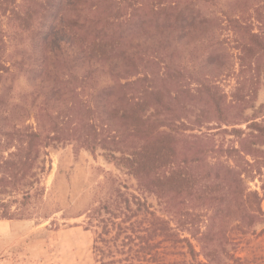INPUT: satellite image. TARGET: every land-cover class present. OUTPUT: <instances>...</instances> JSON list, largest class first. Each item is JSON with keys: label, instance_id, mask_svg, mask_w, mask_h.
I'll use <instances>...</instances> for the list:
<instances>
[{"label": "trees", "instance_id": "obj_1", "mask_svg": "<svg viewBox=\"0 0 264 264\" xmlns=\"http://www.w3.org/2000/svg\"><path fill=\"white\" fill-rule=\"evenodd\" d=\"M218 6V0H0V148L8 150L0 157V182L18 189L39 159L42 133L46 146L80 137L93 150L116 148L120 156H109L161 206L162 215L114 185L110 200L93 211L99 264L152 262L164 245H185L194 261L201 255L209 264L238 263L223 248L229 226L246 236L264 220V153L255 148L264 144V119L243 115L264 72V0ZM21 75L32 91L11 105ZM28 99L38 108L36 128L26 125ZM241 122L249 133L235 128ZM205 124L240 134L238 147L210 151L225 158L214 174L193 155L198 137L181 132ZM257 179L262 196L246 184ZM17 214L0 211V218Z\"/></svg>", "mask_w": 264, "mask_h": 264}, {"label": "rangeland", "instance_id": "obj_2", "mask_svg": "<svg viewBox=\"0 0 264 264\" xmlns=\"http://www.w3.org/2000/svg\"><path fill=\"white\" fill-rule=\"evenodd\" d=\"M235 1L218 0L217 8L227 10L229 4ZM263 76L253 107L243 113L247 120L264 119ZM232 85L233 80L225 83L226 93L230 92ZM31 91L27 79L18 76L10 93V104L24 101ZM31 102L32 99H28L25 106L29 112L26 125L36 128L38 108L32 106ZM241 124L235 128L249 133L248 125ZM219 127L217 124H205L194 131L181 130L185 135L198 137L192 141L193 155L197 159L207 160L212 174L217 169L213 168L215 162L225 158L210 151L219 146L238 147L237 135L240 136L232 132V127ZM45 136L44 133L40 135L39 159L25 172L17 185L18 189L0 182V211L18 213L11 219L0 218V264H99L93 246L100 229L93 211L110 200L114 185L123 187L126 194L135 193L144 197L159 213L161 206L155 196L146 197L139 192L138 182L128 174L126 168L109 156L112 153L120 156L116 148L106 150L98 146L93 150L81 144L78 140L80 137H67L46 146L48 140ZM0 139L5 140V137L0 136ZM255 148L264 153L263 143ZM7 152L0 148V157H6ZM195 166L199 167V163H195ZM196 171L199 172V169ZM246 184L262 196L260 180L246 181ZM232 226L228 228L230 236L223 248L241 262L234 263L225 258V263L264 264V220L258 222L246 236ZM182 237L190 238L188 234H182ZM191 243L200 253V244L192 239ZM153 256L154 261L143 260L142 264H209L201 255L196 261L192 260L185 245H179V248L164 245Z\"/></svg>", "mask_w": 264, "mask_h": 264}]
</instances>
